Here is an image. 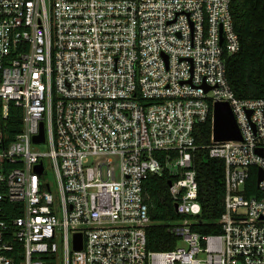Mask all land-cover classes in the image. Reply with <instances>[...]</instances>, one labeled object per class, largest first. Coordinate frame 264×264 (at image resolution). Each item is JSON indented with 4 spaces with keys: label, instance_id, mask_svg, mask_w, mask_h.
Wrapping results in <instances>:
<instances>
[{
    "label": "built area",
    "instance_id": "1",
    "mask_svg": "<svg viewBox=\"0 0 264 264\" xmlns=\"http://www.w3.org/2000/svg\"><path fill=\"white\" fill-rule=\"evenodd\" d=\"M231 5L0 0V264H264V100L229 84L241 49ZM217 102L240 141H215ZM210 115L225 196L219 232L204 234L194 133ZM253 169L259 197L247 195ZM163 175L178 245L150 251L144 183Z\"/></svg>",
    "mask_w": 264,
    "mask_h": 264
},
{
    "label": "trees",
    "instance_id": "2",
    "mask_svg": "<svg viewBox=\"0 0 264 264\" xmlns=\"http://www.w3.org/2000/svg\"><path fill=\"white\" fill-rule=\"evenodd\" d=\"M231 12L241 49L237 54L227 57L229 84L240 99L264 100V0H232ZM13 114L12 109L11 119ZM20 123L17 120V124ZM19 131L20 126L17 128V132ZM194 135L199 147L195 152L194 167L199 183V201L203 209V224L197 230L204 234H214L219 232L217 221L224 212L225 163L210 157L206 148L211 143L212 115L206 122L196 126ZM168 182L169 177L163 175L151 176L144 183L153 220L147 231L150 251L173 250L178 245L177 238L169 234L166 228L169 222L180 219ZM247 195L260 196L257 169H253L247 184Z\"/></svg>",
    "mask_w": 264,
    "mask_h": 264
},
{
    "label": "water",
    "instance_id": "3",
    "mask_svg": "<svg viewBox=\"0 0 264 264\" xmlns=\"http://www.w3.org/2000/svg\"><path fill=\"white\" fill-rule=\"evenodd\" d=\"M213 133L215 141H240L242 139L241 132L236 123L232 109L227 102H217L214 106V126ZM35 143L45 142V129L44 125H41V134L35 138ZM37 171H43V163L37 166ZM264 174L262 169H259L258 184L263 180ZM172 185V182H168ZM177 207V206H176ZM75 248L80 250L82 248L81 237L76 236Z\"/></svg>",
    "mask_w": 264,
    "mask_h": 264
},
{
    "label": "rangeland",
    "instance_id": "4",
    "mask_svg": "<svg viewBox=\"0 0 264 264\" xmlns=\"http://www.w3.org/2000/svg\"><path fill=\"white\" fill-rule=\"evenodd\" d=\"M43 151H46V146H41L40 147ZM45 165H46V171H47V179L49 181L50 184H52V190L54 191V193H56V176L53 172L52 168V162L49 161L48 159H45Z\"/></svg>",
    "mask_w": 264,
    "mask_h": 264
}]
</instances>
